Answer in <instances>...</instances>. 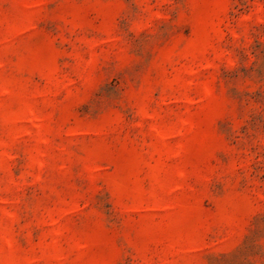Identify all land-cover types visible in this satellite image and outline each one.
Returning <instances> with one entry per match:
<instances>
[{
  "label": "rangeland",
  "instance_id": "rangeland-1",
  "mask_svg": "<svg viewBox=\"0 0 264 264\" xmlns=\"http://www.w3.org/2000/svg\"><path fill=\"white\" fill-rule=\"evenodd\" d=\"M0 264H264V0H0Z\"/></svg>",
  "mask_w": 264,
  "mask_h": 264
}]
</instances>
